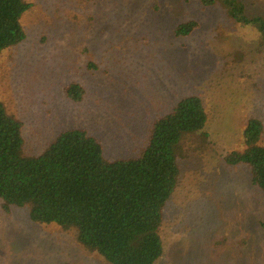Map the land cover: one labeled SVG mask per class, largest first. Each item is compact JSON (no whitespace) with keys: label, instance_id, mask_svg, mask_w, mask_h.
I'll return each mask as SVG.
<instances>
[{"label":"rangeland","instance_id":"374dc122","mask_svg":"<svg viewBox=\"0 0 264 264\" xmlns=\"http://www.w3.org/2000/svg\"><path fill=\"white\" fill-rule=\"evenodd\" d=\"M26 1V38L0 58V101L23 123L25 155L85 129L108 161L137 158L161 117L200 97L208 123L178 146L155 264H264V193L249 168L225 161L244 150L250 121L264 126V0ZM0 264L109 263L75 231L0 199Z\"/></svg>","mask_w":264,"mask_h":264},{"label":"trees","instance_id":"16d2710c","mask_svg":"<svg viewBox=\"0 0 264 264\" xmlns=\"http://www.w3.org/2000/svg\"><path fill=\"white\" fill-rule=\"evenodd\" d=\"M29 7L26 0H0V58L25 40L22 17ZM197 27L195 21L181 24L177 33L189 35ZM207 123L202 99L189 96L155 123L140 157L108 161L85 129H66L43 153L27 156L23 123L0 101V199L7 210L27 208L34 222L75 231L87 250L109 264H155L164 253L165 208L181 175L178 146L185 133L202 131ZM263 128L261 120L250 121L244 150L225 161L249 168L264 193Z\"/></svg>","mask_w":264,"mask_h":264}]
</instances>
